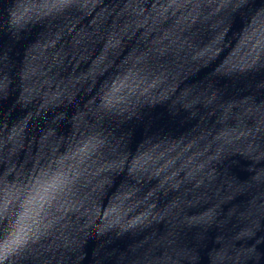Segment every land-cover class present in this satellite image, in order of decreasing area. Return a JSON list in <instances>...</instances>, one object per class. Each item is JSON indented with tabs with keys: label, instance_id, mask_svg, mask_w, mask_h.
Masks as SVG:
<instances>
[{
	"label": "clouds",
	"instance_id": "9594fccd",
	"mask_svg": "<svg viewBox=\"0 0 264 264\" xmlns=\"http://www.w3.org/2000/svg\"><path fill=\"white\" fill-rule=\"evenodd\" d=\"M216 3L232 14L250 5L264 9V0ZM90 6L103 7L102 0ZM174 6L176 0H144L142 7L160 19L165 7ZM88 9L84 0H68L60 11L53 10L52 0H0V264H264V99L241 118L245 131L218 138L215 155L202 165L209 182L226 170L234 184L245 187L246 202L230 215L223 206L211 216L188 211L194 193L177 197L167 184L143 196L141 182L149 172L133 170L129 162L145 149L133 144L130 134L120 138L116 128L101 133L99 121L88 119L99 115L117 126L126 122L122 117L139 119L147 99L139 84L112 103L111 85L103 86L68 131L58 130V121L66 118L61 115L31 135L29 124L38 114L31 109L26 48L19 45ZM16 10L24 15L19 23ZM181 112L188 109L178 104L169 116ZM95 136L97 147L82 153V144ZM193 183L200 187L203 181ZM127 193L147 213L136 223L126 211L118 219L106 211L116 204L126 208Z\"/></svg>",
	"mask_w": 264,
	"mask_h": 264
}]
</instances>
